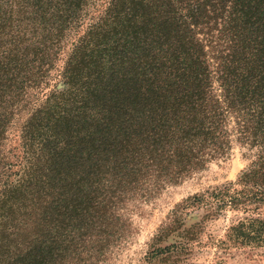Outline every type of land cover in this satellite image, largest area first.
<instances>
[{
    "label": "trees",
    "instance_id": "1",
    "mask_svg": "<svg viewBox=\"0 0 264 264\" xmlns=\"http://www.w3.org/2000/svg\"><path fill=\"white\" fill-rule=\"evenodd\" d=\"M236 144L249 165L176 205L162 259L229 210L226 241L264 244V0H0V264H106L132 203Z\"/></svg>",
    "mask_w": 264,
    "mask_h": 264
},
{
    "label": "rangeland",
    "instance_id": "2",
    "mask_svg": "<svg viewBox=\"0 0 264 264\" xmlns=\"http://www.w3.org/2000/svg\"><path fill=\"white\" fill-rule=\"evenodd\" d=\"M10 144L19 145L17 135L10 136ZM249 163L248 150L236 144L229 155L214 160L206 169L180 184L168 185L151 197L132 203L127 214L131 223L129 233L110 254L106 264H264V244L239 246L226 241L230 223L245 215L243 211L229 210L218 218L207 220L196 240L188 247H181L182 255L177 263L155 254L157 246L168 245L176 237L171 235L167 240L153 243L158 228L177 204L209 188L236 182ZM202 213L198 210L188 215L187 226L199 221ZM256 216L264 219V207L256 211Z\"/></svg>",
    "mask_w": 264,
    "mask_h": 264
}]
</instances>
